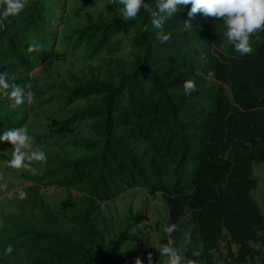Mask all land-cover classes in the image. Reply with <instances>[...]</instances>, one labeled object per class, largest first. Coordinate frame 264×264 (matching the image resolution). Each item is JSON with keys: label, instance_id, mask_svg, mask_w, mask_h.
<instances>
[{"label": "trees", "instance_id": "16d2710c", "mask_svg": "<svg viewBox=\"0 0 264 264\" xmlns=\"http://www.w3.org/2000/svg\"><path fill=\"white\" fill-rule=\"evenodd\" d=\"M145 2L155 9L156 0ZM44 6V0H29L0 32V72L10 82L15 76L22 88L32 65L25 35ZM190 8L165 23L167 43L156 38L159 29L143 10L134 20L106 27L103 34L109 35L114 27H134L138 53L117 83L94 87L103 93L99 107L77 112L81 119H95L99 136L95 153L65 165L70 184L83 183L85 196L56 220L40 207L46 227L19 228L0 238V264H126L121 252L128 232L116 236L109 230L101 203L134 187L162 195L168 226L179 229L172 234L176 247L182 222L189 223L184 258H194L195 248L201 252L195 259L213 264L225 242L224 264H264V214L253 196L254 162H264V31L251 37L253 52L242 56L228 43L222 20L203 13L190 18ZM188 79L195 80L197 91L185 96ZM9 102L0 96V135L27 121V113L17 116ZM7 144L0 141V149ZM161 242H168L165 233ZM9 244L15 250L5 257ZM152 264L164 262L152 257Z\"/></svg>", "mask_w": 264, "mask_h": 264}, {"label": "rangeland", "instance_id": "374dc122", "mask_svg": "<svg viewBox=\"0 0 264 264\" xmlns=\"http://www.w3.org/2000/svg\"><path fill=\"white\" fill-rule=\"evenodd\" d=\"M44 1V8H37L40 16L36 24L25 35L28 45L36 40L43 46L40 51L28 53L32 65L24 73L34 100L11 109L17 116L27 113L22 126H27L34 148L44 151L48 159L46 164L33 162V174L6 165L12 156L10 143L0 149V238L19 228L46 227L48 221L40 207L52 211L56 220L67 207L83 199L84 184L71 185V172L65 170V165L95 153L99 136L95 134V119H81L77 112L99 107L103 93L94 87L117 83L132 68L138 53L134 27H114L116 32L103 34L107 26L128 21L119 13L122 5H113L110 0ZM254 176L258 185L253 196L264 213V162H254ZM18 189L28 193L27 199L18 198ZM101 206L110 231L116 236L128 232L121 252L126 264H135L137 257L143 261L149 253L167 264L168 258L159 251L168 226V212L160 193L151 195L144 188L134 187ZM71 227L65 223V229ZM190 230L184 220L178 245L183 257ZM113 239L108 235L107 243L112 244ZM226 252V243L222 242L213 264H224Z\"/></svg>", "mask_w": 264, "mask_h": 264}, {"label": "clouds", "instance_id": "9594fccd", "mask_svg": "<svg viewBox=\"0 0 264 264\" xmlns=\"http://www.w3.org/2000/svg\"><path fill=\"white\" fill-rule=\"evenodd\" d=\"M29 0H0V32L7 28L5 21L9 16H18L28 5ZM110 3L119 4L122 7L119 13L124 20L136 19L141 10L151 16V24L159 29L157 39L161 43H167L171 40V34L165 31V23L181 8L191 5L188 11L190 18L198 13L205 16L217 18L223 21L226 26L224 33L228 43L234 46V50L240 55H249L253 52L251 37L261 31H264V0H156L155 9L145 0H110ZM185 29L191 30L190 21H185ZM144 31H148V26H144ZM42 44L32 40L26 51L33 53L42 49ZM208 77L213 78L214 72L209 71ZM15 76L9 81L8 73L0 72V96L11 101V108L23 105L25 102L31 104L34 100V92L31 91V84L20 87L15 82ZM25 88L28 91H25ZM185 96H189L197 91L195 80L188 79L183 83ZM0 141L8 142L12 145V156L6 160V165L13 169H24L35 174L36 169L33 162L47 163V154L33 146V137L29 135L27 126L12 128L0 135ZM3 177L0 176V179ZM3 187H6L4 185ZM20 200H25L28 193L23 189L17 190ZM12 196V193H9ZM179 231L175 223L170 224L164 229L168 237L167 244H163L159 250L161 256H166L167 264H202L199 259L201 252L195 248L192 249V257L184 258L181 250L176 247V240L173 233ZM186 240L191 242V235L186 236ZM14 247L7 245L3 255L10 256L14 252ZM148 262L152 264V254H148ZM135 264H143L140 257L136 258Z\"/></svg>", "mask_w": 264, "mask_h": 264}, {"label": "crops", "instance_id": "0c3cea01", "mask_svg": "<svg viewBox=\"0 0 264 264\" xmlns=\"http://www.w3.org/2000/svg\"><path fill=\"white\" fill-rule=\"evenodd\" d=\"M263 214H264V213H263ZM247 263H249V262H247ZM251 263H253V264H254V263H259V264H261L259 261H255V262H252V261H251ZM244 264H246V263H244Z\"/></svg>", "mask_w": 264, "mask_h": 264}]
</instances>
